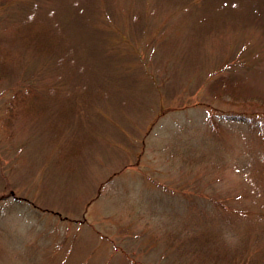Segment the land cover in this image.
<instances>
[{
    "label": "rangeland",
    "instance_id": "374dc122",
    "mask_svg": "<svg viewBox=\"0 0 264 264\" xmlns=\"http://www.w3.org/2000/svg\"><path fill=\"white\" fill-rule=\"evenodd\" d=\"M3 53L0 264H264V0H0Z\"/></svg>",
    "mask_w": 264,
    "mask_h": 264
},
{
    "label": "trees",
    "instance_id": "16d2710c",
    "mask_svg": "<svg viewBox=\"0 0 264 264\" xmlns=\"http://www.w3.org/2000/svg\"><path fill=\"white\" fill-rule=\"evenodd\" d=\"M32 23L29 22V20L25 19V20H20L19 23L15 24L14 27L16 29V31H18L21 36L19 38L23 39L24 41L31 42L29 39V29L31 28ZM38 44L41 43L42 48L46 47L48 45V43L44 40V37H40L37 39ZM4 57H0V62H1V66L2 64H6L7 59L6 57L8 56L6 53H3ZM30 92V90H24V92H21L19 94H16V98H25ZM31 93V92H30ZM37 92H34L32 96H37L38 94H36ZM30 96V95H28ZM27 96V97H28ZM263 124V128H264V122H261Z\"/></svg>",
    "mask_w": 264,
    "mask_h": 264
}]
</instances>
